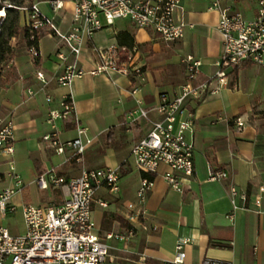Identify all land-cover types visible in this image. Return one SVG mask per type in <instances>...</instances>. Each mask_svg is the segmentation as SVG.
<instances>
[{
	"label": "crops",
	"instance_id": "obj_1",
	"mask_svg": "<svg viewBox=\"0 0 264 264\" xmlns=\"http://www.w3.org/2000/svg\"><path fill=\"white\" fill-rule=\"evenodd\" d=\"M48 2L35 0L30 5L36 4L61 33L70 31L71 6L65 4L53 13ZM180 2L185 20L192 27L185 29L181 39L169 43L127 21H116L112 27L95 33L76 59L44 31L34 60L22 39L21 45L17 40L11 42L13 54L0 82V128L7 123L14 127L13 155H0V194L6 189L16 191L8 202L13 212L0 211V227L11 236L25 233L23 207L59 205L64 199L62 191L49 182L46 190H40L35 182L38 176L50 174L68 180L78 177L82 170H119L122 166L117 191L97 189L90 206V217L100 237L106 233L133 232L126 243L106 241L108 259L104 264H167L173 259L178 239L190 240L184 247L182 264H201L205 260L264 264V193L260 192L264 188V67L244 62L237 69L226 71V86L216 94L207 93L199 101L188 98L183 102V108L193 115V175L178 192L161 178L166 169L160 167L156 175L146 177L153 180V188L145 200L138 204L136 199L144 176L132 168L130 149L157 121L153 110L159 97L173 98L179 94L186 82L181 62L184 58L201 62L193 81L198 86L213 77L214 63L221 53V37L216 30L218 14L204 0ZM224 5L247 21L257 15L255 0H225ZM20 17L19 27L23 29L25 15L21 12ZM118 22L124 25L116 26ZM122 33L132 38V48L119 46L117 35ZM114 43L134 51L135 64L141 68L144 82L119 77L110 83L103 76H84L73 80L69 87L57 84L69 65L85 71L92 69L96 60L93 47ZM57 53L65 60H59ZM37 72L42 73L46 84L36 80ZM132 85L139 89L134 97L130 95ZM215 87L211 83L210 89ZM67 96H71L74 109L66 119L57 120L55 126L61 141L75 139L79 127L86 129L91 143L79 161L69 149L57 155L41 144V137L50 132L46 124L48 111L60 110L59 104ZM46 97L51 99L49 103ZM134 98L149 111L147 119L127 120L126 113L135 107ZM9 162L22 182L19 187L8 176ZM209 170L222 171L227 177L209 182ZM231 188L237 193L235 211L230 202ZM241 192L246 195L245 201L239 197ZM98 201L106 206H99ZM138 210L144 215L126 220L128 214L135 216Z\"/></svg>",
	"mask_w": 264,
	"mask_h": 264
},
{
	"label": "built area",
	"instance_id": "obj_2",
	"mask_svg": "<svg viewBox=\"0 0 264 264\" xmlns=\"http://www.w3.org/2000/svg\"><path fill=\"white\" fill-rule=\"evenodd\" d=\"M204 1L210 10L218 14L216 30L222 46L214 63L216 70L211 79L194 86L193 81L199 74L201 62L186 57L181 61L186 71V82L179 94L173 98L165 95L159 97V103L153 110L158 117L157 121L151 124L145 137L135 142L130 149L134 170L144 176L136 192L138 204L145 200L153 188V180L146 177L156 175L160 167L166 169L161 178L178 192L182 191V184L193 175V115L183 108V102L188 98L199 101L207 93L216 94L226 86V71H233L244 62L264 67V0H255L258 10L251 21L225 6V0ZM48 4L53 13L62 10L65 4L71 6L70 31L61 33L50 19L41 14L37 5L32 4L21 9L25 15L24 28L31 35L29 39L35 40L34 34L40 35L44 31L64 45L75 59L81 54L86 41L104 27H112L116 21H127L138 30L150 31L165 43L181 39L185 29L192 27L185 20L180 0H49ZM92 52L96 60L91 70L85 71L69 65L58 77L57 84L69 87L73 80L84 76H103L110 83L119 77L139 83L145 81L141 68L135 64L134 51L120 48L114 43L106 47H93ZM27 53L33 60L38 57L35 47L28 48ZM57 58L65 60L60 53H57ZM35 78L46 84L42 73L37 72ZM211 83H215L216 87L210 89ZM131 87L130 95L134 97L139 89L133 85ZM28 94L31 96L32 92ZM45 101L49 103L51 99L46 97ZM134 102L135 107L126 113L127 120L135 122L139 118L147 119L149 111L140 100L134 98ZM59 106L60 110H49L47 113L46 124L50 132L41 137V144L57 155H63L69 149L73 158L79 161L91 141L86 138V129L80 127L76 130L75 139H59L55 122L66 119L73 111L71 96L64 97ZM236 124L242 126L238 120ZM13 132L14 127L9 123L0 128V155L4 158L13 155ZM8 176L15 181L16 186L21 185L11 162ZM226 177L222 171L209 170L208 173L209 182H218ZM119 178V170L111 168L82 170L78 177L68 180L50 174L38 176L35 182L40 190H46L49 182L62 191L64 199L59 205L23 207L25 233L22 236L13 237L7 229L0 227V264H104L108 259L106 241L126 243L133 237L131 230L106 233L100 237L90 217L95 191L105 188L109 193L116 192ZM15 192L14 189H6L0 194V211L3 214L13 212L14 208L8 202ZM260 192L264 193V188ZM236 195L235 189L231 188L233 211L238 209L234 202ZM239 197L242 201L246 200L243 192ZM97 203L101 207L106 206L103 202ZM138 215H144V212L138 210L135 216L128 214L126 220L130 222ZM189 242V239H178L173 259L167 264H182L185 258L184 247ZM201 264L225 263L205 260Z\"/></svg>",
	"mask_w": 264,
	"mask_h": 264
},
{
	"label": "trees",
	"instance_id": "obj_3",
	"mask_svg": "<svg viewBox=\"0 0 264 264\" xmlns=\"http://www.w3.org/2000/svg\"><path fill=\"white\" fill-rule=\"evenodd\" d=\"M26 2L30 3L31 0H0V10H5V18L0 25V82L3 72L13 54L11 44L13 40L15 41L21 36L26 49L31 47L37 48L40 35L34 34L35 40L31 41L29 39L31 36L29 31L26 28L21 29L19 27V14L21 9L30 6H24ZM117 41L119 46H125L127 48H132L133 46L132 38L126 33L117 35ZM121 168H119V172Z\"/></svg>",
	"mask_w": 264,
	"mask_h": 264
},
{
	"label": "rangeland",
	"instance_id": "obj_4",
	"mask_svg": "<svg viewBox=\"0 0 264 264\" xmlns=\"http://www.w3.org/2000/svg\"><path fill=\"white\" fill-rule=\"evenodd\" d=\"M35 0H31V2L29 3V2H26L25 4H24V6H28V5H30L32 2H34ZM22 12V11H21ZM20 12V13H21ZM23 13V12H22ZM24 14V13H23ZM20 19H21V17H20V14H19V22H20ZM101 21L103 22V19L101 18ZM121 25H124L123 23H116V26H121ZM103 33H105V35L107 36L108 35V32H103ZM21 36H19L18 37V39H17V44L18 45H21ZM106 41H108L107 40V38H105L104 39V43H106ZM106 46H108V45H106ZM106 46H104V45H102V47H106ZM136 50H138V47L136 48ZM130 162V164L132 165V163H131V160L129 161ZM133 168V167H132Z\"/></svg>",
	"mask_w": 264,
	"mask_h": 264
},
{
	"label": "bare ground",
	"instance_id": "obj_5",
	"mask_svg": "<svg viewBox=\"0 0 264 264\" xmlns=\"http://www.w3.org/2000/svg\"><path fill=\"white\" fill-rule=\"evenodd\" d=\"M5 18V10H0V25Z\"/></svg>",
	"mask_w": 264,
	"mask_h": 264
}]
</instances>
